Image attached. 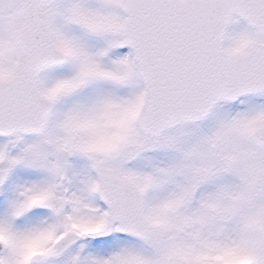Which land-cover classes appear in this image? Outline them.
<instances>
[{"label": "snow or ice", "instance_id": "snow-or-ice-1", "mask_svg": "<svg viewBox=\"0 0 264 264\" xmlns=\"http://www.w3.org/2000/svg\"><path fill=\"white\" fill-rule=\"evenodd\" d=\"M241 260L264 264V0H0V264Z\"/></svg>", "mask_w": 264, "mask_h": 264}, {"label": "clouds", "instance_id": "clouds-1", "mask_svg": "<svg viewBox=\"0 0 264 264\" xmlns=\"http://www.w3.org/2000/svg\"><path fill=\"white\" fill-rule=\"evenodd\" d=\"M38 244H39L38 241L33 242V243L30 245V247H32V248H37V247H38ZM239 264H243L242 260L239 262Z\"/></svg>", "mask_w": 264, "mask_h": 264}]
</instances>
